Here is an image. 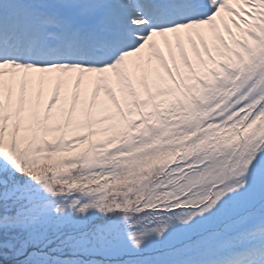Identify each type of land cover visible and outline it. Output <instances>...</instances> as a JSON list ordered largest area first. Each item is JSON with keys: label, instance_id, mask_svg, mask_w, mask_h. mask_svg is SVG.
Masks as SVG:
<instances>
[{"label": "snow or ice", "instance_id": "1", "mask_svg": "<svg viewBox=\"0 0 264 264\" xmlns=\"http://www.w3.org/2000/svg\"><path fill=\"white\" fill-rule=\"evenodd\" d=\"M0 264H264V0H0Z\"/></svg>", "mask_w": 264, "mask_h": 264}, {"label": "rangeland", "instance_id": "2", "mask_svg": "<svg viewBox=\"0 0 264 264\" xmlns=\"http://www.w3.org/2000/svg\"><path fill=\"white\" fill-rule=\"evenodd\" d=\"M225 16L227 17V14H225ZM220 27L222 28V25H220ZM230 27H234V26H232L230 24ZM157 45H158L159 49L162 52H164L165 56H167V48H166V46L163 45V38L157 39ZM188 47L190 49V45ZM175 53H176L177 59H179V50L176 49ZM139 55H146V54H138V56ZM190 55H191L192 58H194V56H195L194 53H190ZM153 60L155 61L154 57H153ZM169 61H171L170 57H169ZM181 63H182V61H181ZM113 79H115L114 75H113ZM135 83H136L137 87L138 86L140 87V85H137V84H140L138 78L135 81ZM115 88H116V91H117L118 98L123 100L124 99V97H123L124 95L119 91L120 85H119L118 81L116 82ZM53 89H54V86L45 88V92H44L43 96L41 97L39 107H44L45 106L46 109H47V104L49 102H51V99L48 101V98L51 97V92L53 91ZM74 90H75V88H74V85H73V87L71 89H69L68 93H70V92H72ZM61 91H62L61 97L58 98L57 101L53 103V107H52V109L50 111V112H53L54 115L61 114V112H65V113L67 112L68 113L69 110H70L68 108V104L66 106H62V107H66V111H64L65 109H63L61 107V103L63 101H65V94H64L63 85H62ZM98 94H99V96L97 95L98 105H96V106L93 105L94 102L91 99L92 98L91 97V90L89 91V94H88L87 97L81 96V97L77 98L76 105L78 107H76L74 115L77 118L80 117L83 120L86 118V121H87L88 125H89V121H91V126L93 125V122H94V125L96 126L97 125V123H96L97 120H103L104 115L106 114V109L107 108H114V105L111 104V100L109 99L107 94L103 91V89H101V92L98 93ZM42 103L46 104V105L43 106V105H41ZM129 103H130V98H129ZM84 104L87 106V109H86V107H82V105H84ZM46 111L49 112L48 109ZM107 114H111V113H107ZM133 116L135 118H138V116H136V114H135V110H133ZM105 125H107L106 121H105Z\"/></svg>", "mask_w": 264, "mask_h": 264}, {"label": "trees", "instance_id": "3", "mask_svg": "<svg viewBox=\"0 0 264 264\" xmlns=\"http://www.w3.org/2000/svg\"><path fill=\"white\" fill-rule=\"evenodd\" d=\"M41 105H46V104H41ZM63 109H65L64 111H66V107H62ZM46 107H39L38 108V112L40 113L41 119L43 117V114L46 111ZM48 114L51 117L54 118H61L62 121L64 122H68L69 123V129H68V134L66 135V138L71 139L72 136L74 135H84L87 136L89 131H92L93 133H95L94 136H92L90 139L92 141L93 144H100L103 143L105 140L108 139V134L103 133L102 131H100V125H93L91 126V128H89V125L87 124L86 118L83 120L80 117H78L77 119H74L72 121H69L68 118V113L66 112H61V114H56L54 115L53 112H48ZM94 126V127H93ZM59 134H49L46 138L50 139V140H54L58 138ZM88 141H82V142H77V145L75 146L78 152H84L87 150L88 148ZM109 148V150L113 149V145H108L107 146ZM77 151H74L72 153H67L68 155H76Z\"/></svg>", "mask_w": 264, "mask_h": 264}]
</instances>
